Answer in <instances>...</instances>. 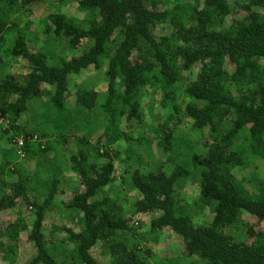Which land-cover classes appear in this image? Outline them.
I'll return each mask as SVG.
<instances>
[{"label": "trees", "instance_id": "trees-1", "mask_svg": "<svg viewBox=\"0 0 264 264\" xmlns=\"http://www.w3.org/2000/svg\"><path fill=\"white\" fill-rule=\"evenodd\" d=\"M23 239L25 264H264V0H0V264Z\"/></svg>", "mask_w": 264, "mask_h": 264}, {"label": "rangeland", "instance_id": "rangeland-1", "mask_svg": "<svg viewBox=\"0 0 264 264\" xmlns=\"http://www.w3.org/2000/svg\"><path fill=\"white\" fill-rule=\"evenodd\" d=\"M68 13H70V3L69 4H63L62 6ZM35 12L33 14V19L35 18L36 20H39L41 17H46V12H47V9L45 6H37L35 7ZM77 55V54H76ZM17 60L13 63L14 65L8 69V72L15 75V76H19V75H24L26 74L28 71H27V65L26 63L24 62H21V61H18L20 63H16ZM102 80L101 81H98L97 79L94 78L93 76V79L87 84V86L89 88H96L98 90L100 89H103V85L105 84H102L103 83V76H101ZM41 118V115H36L35 118L33 119L32 121V124L31 126L34 124V120H39ZM51 123H46L45 126L48 128L46 131H47V134H48V137L47 139H52V146L55 148L53 150H50L48 152L49 155L53 156L57 150V148L60 147V143H59V140L53 136V131L51 130ZM42 144H45V141L43 140L42 141ZM63 155L65 157H67L68 155V149H65ZM66 160V159H65ZM64 161V160H63ZM66 168V167H65ZM28 169H31V168H28ZM32 169H34V167H32ZM31 169V170H32ZM68 174H70V172H68ZM76 178L73 176V181H75ZM128 187L127 185L125 187H123V184L118 188V191H119V194L120 196L122 197V201L124 199V197H127L128 199L131 198V201H135L136 197H131L132 196V193L129 192V191H126L123 193L124 189ZM29 211H26V213L28 214L30 212V209H28ZM18 211H20L21 213H24V208L23 207H19L17 208L16 210H12L9 212V218H14L17 216L18 214ZM54 215L48 217L46 219V225L50 226L55 220L53 219ZM152 219V216H147V217H143V218H135V222L136 224L139 225V227L141 228V226L146 230L148 231L150 228H149V224L148 222ZM56 221L58 223H65L66 220H64L63 218H56ZM174 240H175V237L173 235H171L169 233V235L167 236V242H165L164 244H161V243H158V244H154V245H150L147 247V249H150L152 253H156L155 256L157 255H161V254H165L163 252H161L164 248L169 250V248L167 247L168 245L172 246L173 243H174ZM139 243V241L137 242ZM162 246V247H161ZM35 247L28 244L25 239L22 240V245H21V248H20V255L18 257V264H25V262L29 261V258L30 256L35 252ZM170 254V253H168ZM155 256L152 258V259H149L147 257L144 256L143 260H144V264H157L155 262L156 259H159L160 257H156Z\"/></svg>", "mask_w": 264, "mask_h": 264}]
</instances>
